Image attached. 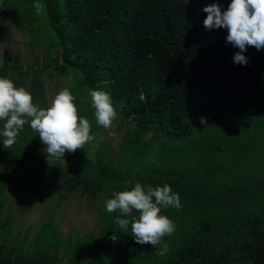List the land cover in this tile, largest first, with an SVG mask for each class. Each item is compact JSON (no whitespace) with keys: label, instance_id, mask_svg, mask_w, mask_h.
Segmentation results:
<instances>
[{"label":"trees","instance_id":"16d2710c","mask_svg":"<svg viewBox=\"0 0 264 264\" xmlns=\"http://www.w3.org/2000/svg\"><path fill=\"white\" fill-rule=\"evenodd\" d=\"M217 2L223 11L231 0H40L44 5L43 19L53 33V45L60 49L58 55L44 63L43 71L58 78L72 75L71 91L79 93L75 103L89 119L92 134H100L89 96L94 89L110 94L118 113L116 120L127 128L115 155H111L109 143L98 135L85 149L76 151L90 154L81 166L62 160L55 162L59 167L51 166L45 158L39 162V154V159L28 155L33 162L26 166L27 173L20 175L21 179L37 177V183L45 186L54 179L57 183L52 189L61 192L80 185L93 197L104 188L109 194L123 191L130 187L129 180L154 187L167 183L180 194L182 209L162 211L174 221L176 230L169 237L174 245L172 254L161 264H264V199H253L244 222L228 227L223 224L228 222L226 215L220 222H209L202 215V203L214 202L216 194L194 196L191 206L184 176H169L175 173L171 170L176 165L170 168L156 163L151 172L146 171L148 157L162 152L165 137L185 138L199 122L232 126L235 120L261 119L264 123V49L249 46L244 53L248 63H235L234 55L239 49L226 41L228 30L204 27V8ZM11 57L10 54L6 60V74L16 72L15 82L23 84L18 78L22 66ZM34 69L29 66L25 72L26 83L31 78L32 92L37 90L33 77L40 67ZM45 106H49L47 100ZM2 140L0 136V163L11 156L13 146L23 145V141H16L5 149ZM65 166L74 169L70 172ZM166 168L170 170L164 171ZM67 174L76 184L64 186ZM104 177L126 180L118 185L106 183ZM206 182L203 177L200 185ZM228 219L234 220L232 215ZM220 228L227 229L218 235L223 242L211 235L212 229ZM130 233L129 225L123 236L132 247V243H138ZM7 249L0 244V264H59L61 258L59 248L58 252H38L32 262Z\"/></svg>","mask_w":264,"mask_h":264},{"label":"rangeland","instance_id":"374dc122","mask_svg":"<svg viewBox=\"0 0 264 264\" xmlns=\"http://www.w3.org/2000/svg\"><path fill=\"white\" fill-rule=\"evenodd\" d=\"M3 1V7H0L1 11L4 9L0 14V39L6 43L10 42L11 48L20 50L11 57L16 59V62L19 61L23 68L18 74L23 85L18 84L17 87L26 85L33 96V102L46 109L45 101L50 105L62 88L71 85L72 75H60L58 78L43 71L44 63L50 62L51 58L59 54L60 49L53 45V33L43 19V12L36 14L32 6L36 1ZM29 66L35 69L40 67L39 73L33 77L37 80V90L34 92L31 91V78L27 83L25 78ZM13 73L16 72H12V76ZM86 106L87 111L88 105ZM78 114L85 117L80 112ZM231 121L232 119L227 121V124ZM221 124L199 122L185 138L165 137L162 152L153 153L148 157L149 168L146 171L151 172V166L156 163L169 167L176 165V168L171 170L175 173H170L169 176L171 179H178L179 175L184 176L185 185L190 190L186 194L191 206L194 205V196L209 197L216 194L214 202L202 203V215H205L209 222H220L221 216L232 215L234 220L227 217L228 222L223 224L235 227L244 222L253 199H264V123L261 119H253L245 122L235 120L232 126ZM126 128L127 125L118 120L114 121L111 129L114 135H109L108 131L99 128L98 137L100 139V136H103V141L109 143L111 155L118 152ZM16 141H23V145L13 146L11 156H6L5 162L0 163V244H4L9 252L32 262L37 259L38 252L49 249L58 252L59 248L60 264H161L172 254L171 248H174V245L169 241V237L163 238V243H168L170 249L164 256L157 255V249L152 245L140 247L133 246L139 244L132 243V247H129L128 240L123 236L124 232L113 222L120 213L109 214L106 211L105 202L112 198L108 188H104L103 192L93 198L92 195L82 192L80 185L77 189L73 186L68 192H61L52 189L57 183L54 179L47 181L46 186L38 184L37 177L27 176L21 179L20 175L27 173L26 166L33 162L28 155H35V159H39V154V162H42V158L47 161V156L41 151L45 145L42 144L38 133L28 124L18 134ZM86 156L90 157V154L81 155L75 152L70 155V152H66L62 162H75L81 166ZM17 161L18 164H14ZM53 166L59 167V164L55 163ZM65 167L69 168L70 172L74 169ZM152 175L157 178L155 171ZM69 176L70 174L64 176V186L76 184ZM107 177H104L106 183L115 182L118 185L124 184L126 180H109ZM203 177L207 182L200 185ZM135 216L138 217L139 214ZM114 229L119 236L115 242L110 239ZM226 230L212 229L211 235L216 237L217 241L223 242L218 235L224 234ZM160 247L162 245L157 246Z\"/></svg>","mask_w":264,"mask_h":264},{"label":"clouds","instance_id":"9594fccd","mask_svg":"<svg viewBox=\"0 0 264 264\" xmlns=\"http://www.w3.org/2000/svg\"><path fill=\"white\" fill-rule=\"evenodd\" d=\"M32 6L37 15L44 10L39 0ZM0 7H3L2 3ZM222 7L217 2L204 8L207 13L204 27L209 30L226 28V41L239 49L234 55V62L246 65L249 58L244 53L249 46L258 51L264 49V0H231L227 10L222 11ZM72 87L74 85L62 88L45 109L33 102V96L26 87H17L8 75H0V121L3 122L0 136L3 137V147L11 148L26 124L38 133L45 145L41 151L46 153L49 164L64 160L66 152L75 153L77 149H85L86 145L95 141L99 134H92L89 119L78 114L75 101L79 93L74 95ZM89 96L96 124L108 131L109 135H114L111 129L118 113L110 94L94 89L89 91ZM103 139L100 136V140ZM127 183L130 187L114 191L112 198L106 200V211L121 214L114 223L119 225L122 232L128 233L131 224L130 234L138 244H151L157 249V255H166L170 249L168 243H163V238L170 237L176 225L162 211L169 208L181 210L180 194L167 183L155 187L140 181L129 180ZM134 212L139 216H133ZM110 239L114 242L119 239L115 229ZM158 245L162 247L157 248Z\"/></svg>","mask_w":264,"mask_h":264},{"label":"crops","instance_id":"0c3cea01","mask_svg":"<svg viewBox=\"0 0 264 264\" xmlns=\"http://www.w3.org/2000/svg\"><path fill=\"white\" fill-rule=\"evenodd\" d=\"M0 3H2V5H3L4 4V1L3 0H0ZM2 12H4V9H3V11H1V9H0V14H2ZM0 23H1V21H0ZM1 28H2V25L0 24V33L2 32L1 31ZM15 41L17 42L16 39H15ZM9 43H6L5 40L0 39V75H8L9 78H11L14 81L15 85L17 86L18 84L15 82V78H14V75L15 74L13 73V76H12L11 75L12 71L10 73H7L6 74V72H7L6 68L7 67L4 69V67L6 65V60L10 58V54H11V56H15L17 53L20 52V50L11 48V46H9L10 45ZM20 85H23V84H20ZM24 86L26 87V85H24ZM2 130H3V122L0 121V132H2ZM80 183L83 184V182H80ZM82 192H86V194H88L89 196H91L87 192L86 189H84ZM93 198H95V197H93Z\"/></svg>","mask_w":264,"mask_h":264}]
</instances>
